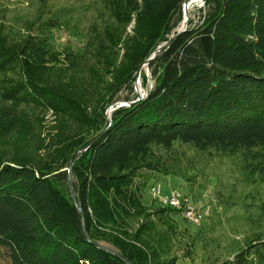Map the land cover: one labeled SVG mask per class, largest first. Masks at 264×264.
<instances>
[{"label": "trees", "instance_id": "1", "mask_svg": "<svg viewBox=\"0 0 264 264\" xmlns=\"http://www.w3.org/2000/svg\"><path fill=\"white\" fill-rule=\"evenodd\" d=\"M183 1L97 0L89 74L104 70L111 78L101 86L107 98L90 112L61 87L37 78L21 48L0 35V134L24 130L15 113L19 105L69 117L68 140L56 152L71 159L80 205L70 197L66 168L42 166L12 145L0 152V264H125L96 244L131 264H177L173 216L179 213L156 200L161 207L145 203L137 181L142 168L161 170L154 166L155 148L175 142L237 164L254 188L253 203L245 206L264 216V0H206L201 23L189 25L149 61L153 84L146 95L115 108L110 124L104 112L118 87L131 82L178 24ZM129 89L124 100L136 97ZM219 264H264V238Z\"/></svg>", "mask_w": 264, "mask_h": 264}, {"label": "rangeland", "instance_id": "2", "mask_svg": "<svg viewBox=\"0 0 264 264\" xmlns=\"http://www.w3.org/2000/svg\"><path fill=\"white\" fill-rule=\"evenodd\" d=\"M96 2L0 0V35L15 48H21L23 56L31 62L30 70L37 78L61 87L72 97L84 102L88 112L95 108L93 106L100 99L107 98V93L101 97V93H104L101 86H107L108 78H111V74L104 70L97 71L96 75L94 71L89 74L94 65L88 54L92 46L88 43L91 36H96L92 28L98 20ZM204 4L190 11V26L201 23ZM182 17L181 7L180 20L174 28L180 24ZM140 70L139 78L145 95L152 87L153 79L148 64H144ZM136 71L131 76V82H123L118 87L113 101L104 107L105 114L112 103L126 101L124 97L129 94L130 85L132 92H135ZM9 76L13 81L18 80L17 74L9 73ZM15 83L9 82V85ZM15 113L21 118L20 128L24 130L14 136L0 134V152H8L12 145V148L22 153L35 155L42 166L46 163L51 168H67L69 163L72 166L71 159L65 162L56 152L68 140L72 129L69 117L57 114L52 108L33 105H19ZM78 133L83 134V130ZM153 155L154 161H158L154 166L161 170L142 168L137 177L143 186L144 202L153 208L161 207L151 198L149 191L150 186L159 181L165 193L170 188L181 191L203 214L199 225L174 214L177 264L232 261L250 240L259 236L264 238V216L259 218L252 211V205L245 206L253 203L250 200L253 185L233 161L210 159L206 153L178 142L170 148H155Z\"/></svg>", "mask_w": 264, "mask_h": 264}, {"label": "water", "instance_id": "3", "mask_svg": "<svg viewBox=\"0 0 264 264\" xmlns=\"http://www.w3.org/2000/svg\"><path fill=\"white\" fill-rule=\"evenodd\" d=\"M191 0H184L182 2V10L184 11V8H185V5ZM206 0H203V3L205 2ZM189 27V21L187 20L186 21V24L184 26H181L179 27V25L174 28L171 32V34L167 37V39L163 42H161L159 45H157L154 50L145 58V60L143 61L142 65L143 64H148L150 60L154 59L156 56L162 54L169 46L170 44L173 42V40L179 35L181 34L182 32L186 31ZM140 69L141 67L136 71V78H135V82H134V90H135V93H136V97L132 100H126V101H118V102H115V103H112L107 109H106V117L107 119L109 120V124L111 123V112L119 107V106H122V105H126V106H129L133 103H135L136 101L142 99L145 95L143 94L142 92V89H138V79H139V74H140ZM104 132L101 131L99 134H97L92 140H90L89 142H87L82 148H80L79 151H83L85 149H87L102 133ZM67 170V173H68V188H69V192H70V197L73 201V203L75 204V206L80 210V205L78 204L76 198H75V195H74V192H73V189H72V181H71V164L69 163L68 164V167L66 168ZM82 223H83V230H84V234L86 235V231H85V228H84V219L82 217ZM96 246L110 252V253H113L115 255H117L119 258H121L125 264H131L130 260L125 257L124 255H122L120 252H118L117 250L113 249V248H110L108 246H104L102 244H96Z\"/></svg>", "mask_w": 264, "mask_h": 264}, {"label": "built area", "instance_id": "4", "mask_svg": "<svg viewBox=\"0 0 264 264\" xmlns=\"http://www.w3.org/2000/svg\"><path fill=\"white\" fill-rule=\"evenodd\" d=\"M151 198L164 206L175 209L181 217L194 225H199L203 218L201 210L181 191L170 188L168 192L163 191V184L159 181L150 186Z\"/></svg>", "mask_w": 264, "mask_h": 264}, {"label": "bare ground", "instance_id": "5", "mask_svg": "<svg viewBox=\"0 0 264 264\" xmlns=\"http://www.w3.org/2000/svg\"><path fill=\"white\" fill-rule=\"evenodd\" d=\"M202 4H203V0H191V1H189L185 5L184 11H183V17H182V19L180 21L179 27L184 26L186 24V21L188 20V17H189V14H190L191 10L193 8H195V7L201 6ZM142 66L144 67V64ZM137 86H138V89H142L140 78L138 79V85Z\"/></svg>", "mask_w": 264, "mask_h": 264}]
</instances>
